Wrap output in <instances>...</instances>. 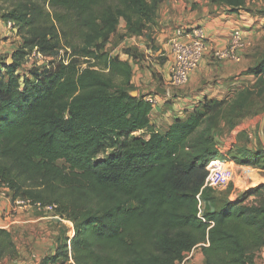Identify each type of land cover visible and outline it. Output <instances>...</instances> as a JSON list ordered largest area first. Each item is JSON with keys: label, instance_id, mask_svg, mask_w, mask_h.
<instances>
[{"label": "trees", "instance_id": "16d2710c", "mask_svg": "<svg viewBox=\"0 0 264 264\" xmlns=\"http://www.w3.org/2000/svg\"><path fill=\"white\" fill-rule=\"evenodd\" d=\"M211 1L231 13L247 2ZM163 2L0 0L2 21L22 40L0 74V193L13 204L74 209V237L41 264H175L199 245L206 264H250L264 248V203L226 202L202 218L193 211L210 192L207 167L219 156L213 132L227 100H205L156 131L151 106L131 95L137 51L122 61L105 49L121 19L137 38L154 27ZM34 50L45 57L65 50L66 58L21 75ZM76 58L102 69H82ZM248 74L264 95V58ZM237 155L239 165L257 166L264 148ZM17 256L13 235L0 229V261Z\"/></svg>", "mask_w": 264, "mask_h": 264}, {"label": "rangeland", "instance_id": "374dc122", "mask_svg": "<svg viewBox=\"0 0 264 264\" xmlns=\"http://www.w3.org/2000/svg\"><path fill=\"white\" fill-rule=\"evenodd\" d=\"M171 1L173 2L177 0H164L163 4L159 8L157 18L155 20V26H148V28H146L142 36L139 38L136 36L127 35L126 21L121 19L117 33L112 36L111 40L106 45L105 49H107L110 55L119 56L122 61H125L129 58L128 55L125 54V51H137L139 55V62H132V78L134 80L132 85L134 91L131 95L136 93L134 97L139 96V91L142 93V95L153 93L157 94V92H154L156 87L160 88L161 90H166L165 87H167V85L164 83V79L159 74L160 71L158 70L162 69L161 65L166 64L168 61L166 53L169 51L168 54H170V40L173 36L170 38L168 43L169 50H165L164 47L161 46V48H156V40L160 34V30L158 29L159 27H162V25H160V20L164 19L166 16L171 14L172 11L177 9L170 5ZM182 1L186 5L188 4V0ZM219 5L220 4L212 3L211 0H197L196 4L194 0H192V7L190 9L185 7V9L182 10V13L183 15L188 16L192 13H200L202 8ZM240 13L251 18L253 20L252 23L254 28L257 27L254 34L259 35V40L256 42L255 48L253 49V40H250L252 43L251 47L248 48L250 52L248 50L245 51L248 53L246 55L247 59H249L252 63L251 67H254L260 63L261 59L264 58V0H247L246 4H244V6L238 9L236 12L237 15ZM181 27L190 28L196 26L186 23L185 25H178L177 27L173 28V31L176 28ZM238 30H240L243 34V30ZM251 30L253 29L251 28ZM15 42H17V40H14L13 44ZM160 49L162 50L160 51ZM255 51L256 53H254ZM10 52L2 53L0 55V61H6L8 64H11L12 61L10 62L6 60L8 57L10 58ZM30 53L31 54L27 56V59L20 70L21 75H29L31 70H42L44 68L52 69L54 66L58 65L61 60L64 59V57L66 58L65 50H61L53 57H42V54H40L38 57L37 55H34L35 50ZM75 61L77 62L78 67H81L82 69L86 67H96L97 70L102 69V65H99L98 62L93 60L76 58ZM155 65H157L158 70L156 69ZM1 66L3 67V64H1ZM248 75L249 76L247 77L245 84L243 82L241 85L242 88L240 87V91L235 92L232 98L228 100L225 99L228 102L223 107L225 117H219L216 128L213 132L216 139L215 148L219 156L218 159L213 162L215 165L217 164L216 168H210V170L213 172H219L225 169H232L235 173V178L233 182L231 180H223L220 184H213V186L207 187L206 189H210L207 199L201 195L198 197V203L194 207L193 211L201 218L203 217V213L205 211H218L224 206L226 202H232L238 206L246 207H256L257 205L264 203V160L260 163V165L257 166L239 165L234 161V159L239 157V155H237V150L239 148H246L252 152H256L257 150L264 148V129L261 131V123L264 119V95H262V92H260L262 85H260V88L258 86L259 83H257V78L253 75ZM183 89L184 87L177 89L175 92H177V94H181L185 91ZM247 91L248 94H246ZM171 104L172 102L167 101L163 105V110L167 111ZM260 106H263V108H260ZM240 111H242L241 116L239 114ZM207 127L208 126L205 128ZM155 130L161 132L166 131L165 128L162 127H159ZM111 153L112 151H108L103 155H100L98 158L103 159L107 156V154ZM58 164L60 166H64L63 161L58 162ZM32 204V201H26L25 205H22V207L25 208V206L28 205V209L32 210V212H34L37 216H52V219L59 221L55 228V231L57 232L55 240L58 245L60 241L68 238L69 228V238L71 239L74 237L71 234L72 231H74V223L72 220L74 217L73 208L61 207L66 214H64L60 209L56 212L54 211L45 214L36 211L33 206H31ZM61 215L63 218H61ZM57 217H59L61 220H59ZM64 222L69 223L64 224ZM198 247L202 246L199 245ZM187 255L188 254H185V258L188 257ZM185 258L183 257L181 261L179 259L178 264L184 262ZM41 262L42 260H40V264Z\"/></svg>", "mask_w": 264, "mask_h": 264}, {"label": "crops", "instance_id": "0c3cea01", "mask_svg": "<svg viewBox=\"0 0 264 264\" xmlns=\"http://www.w3.org/2000/svg\"><path fill=\"white\" fill-rule=\"evenodd\" d=\"M171 2L170 5L177 9L160 20L162 27L158 29L160 34L156 40V48L164 47L165 50H169L168 43L174 34L173 28L186 23L192 26H202L205 29L212 50L225 49L229 45L234 32L238 29L243 30V35L249 42L253 40V49L259 40V35L254 34L257 27L254 28L253 20L242 13L239 15L231 13L226 7L219 5L202 8L200 13H192L185 16L182 10L185 7L190 9L192 0H188L187 5L182 0ZM194 2L196 4L197 0H194ZM14 40H17V42L13 44ZM21 45L22 40L17 35L16 29L5 24L0 17V55L12 50L9 53L10 58L6 59L11 62L12 56ZM168 53H166L168 61L166 64L161 65L162 69L158 70L157 65H155L167 85L165 87L166 90L156 87L154 92H157V94L146 95H142L139 91V96L153 95L158 96L161 100L159 108L150 115L151 125L154 130L159 127L167 130L175 119L184 118L187 113L193 112L205 100L222 101L232 98L235 92L240 91L243 82L245 84L249 76L247 72L252 64L247 59L246 55L248 53L246 52L243 53V61L241 63L217 61L211 54H208L201 62L200 67L190 76L187 86L183 89L185 91L177 94L175 92L177 88H173L170 83V70L173 59ZM4 62L6 61H0V74H5V69L1 66V64L4 65ZM133 83L134 80L132 78ZM167 101L172 102V104L167 111H164L163 105ZM263 129L264 119L261 123V131ZM12 203L6 193H0V229L11 232L18 250V256L7 258L0 261V263L40 264V260L53 256L57 250L58 244L55 240L57 232L55 228L59 221L52 219V216H37L32 210L28 209L29 207L25 206L23 208ZM59 220L61 219L59 218ZM69 231L70 228L68 237L70 235ZM187 256L185 258L184 255L185 259L184 262H180L181 264H206L202 247H195ZM250 264H264V248L254 254Z\"/></svg>", "mask_w": 264, "mask_h": 264}, {"label": "built area", "instance_id": "2783aa9c", "mask_svg": "<svg viewBox=\"0 0 264 264\" xmlns=\"http://www.w3.org/2000/svg\"><path fill=\"white\" fill-rule=\"evenodd\" d=\"M173 32V37L170 40V54L173 59L170 70V83L173 88L177 89H181L188 84L190 76L200 67L201 62L208 54H211L217 61L240 63L243 59L242 53L252 45L251 42L245 39L240 30L234 32L229 45L221 50L211 49L208 35L201 26L176 28ZM34 55L39 57L40 53L35 50ZM144 100L151 106L152 113L161 105V100L158 96L147 95ZM140 134L136 133L138 136ZM146 138L148 139L149 135H146ZM216 166L217 164L215 165L212 162L207 167L208 177L205 188L213 186V184H220L223 180H231L233 182L235 173L232 169H225L219 172L210 170V168H216ZM14 205L22 206L25 205V202L18 201ZM31 206L36 211L45 214L56 212L59 208L56 204L44 205L35 203Z\"/></svg>", "mask_w": 264, "mask_h": 264}, {"label": "water", "instance_id": "95a60500", "mask_svg": "<svg viewBox=\"0 0 264 264\" xmlns=\"http://www.w3.org/2000/svg\"><path fill=\"white\" fill-rule=\"evenodd\" d=\"M161 93H162V92H161ZM135 94H136V93H133V95H132V96H135Z\"/></svg>", "mask_w": 264, "mask_h": 264}]
</instances>
